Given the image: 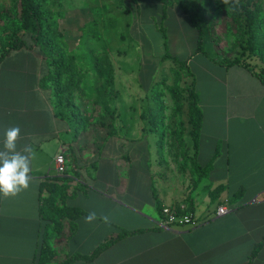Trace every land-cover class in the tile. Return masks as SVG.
<instances>
[{
  "label": "crops",
  "instance_id": "obj_1",
  "mask_svg": "<svg viewBox=\"0 0 264 264\" xmlns=\"http://www.w3.org/2000/svg\"><path fill=\"white\" fill-rule=\"evenodd\" d=\"M210 60L196 73L204 111L198 159L213 162L209 175L197 181L191 162L180 166L168 137L147 128L142 112L133 131L115 128L96 156L84 161L80 135L56 114L51 87L42 83L49 70L45 59L31 49L11 51L0 62V149L5 130L18 126L17 150L30 145L35 157L29 188L14 197L0 194V264H34L44 228L42 197L48 195L41 185L58 175L57 182L68 185L66 203L84 213L73 222L66 218L60 235L50 234L57 260L89 254L116 238L78 264H264V82L242 65ZM150 143L154 152L147 150ZM61 151L65 174L56 169ZM219 185L224 189L213 201L211 190ZM226 199L231 210L217 215ZM166 205L193 213L200 224L161 226ZM90 212L97 219L86 223Z\"/></svg>",
  "mask_w": 264,
  "mask_h": 264
},
{
  "label": "rangeland",
  "instance_id": "obj_2",
  "mask_svg": "<svg viewBox=\"0 0 264 264\" xmlns=\"http://www.w3.org/2000/svg\"><path fill=\"white\" fill-rule=\"evenodd\" d=\"M43 1L53 13L52 21L59 49L66 55H75L78 60L76 66L79 84L78 89L74 91V103L76 109L83 113L87 123L85 131L79 136L80 144L83 145L80 148V155H84L83 160H92L109 137L106 130L111 127L113 120L108 113L104 116L107 125L101 126L100 117L103 110L94 101L100 95L106 97L110 93L116 95V109L120 111V118L113 123L120 129L133 131L139 122L138 112H143L144 109L146 111L156 100L162 102L161 109L167 118L171 117L173 103L167 86L176 83L186 86L187 79L190 82V78L177 75L179 65L173 60L168 59L163 62L161 59L165 53L163 36L159 29L163 11L161 2L158 0ZM261 1L264 3V0ZM186 3L193 12L192 16L202 18L205 31L203 47L210 56L207 58L208 56L197 53L190 60L192 71L198 75L201 74L203 64L211 65L209 64L211 58L235 56L240 49L243 35L238 31L236 24H231L229 6L219 8L215 0H186ZM18 8V0H0V36L4 26L10 21L9 17L17 13ZM192 16L184 13L179 6H175L169 9L165 20L170 50L181 59L190 57L196 47L197 31ZM262 34L263 42L256 56L259 66L264 63V23ZM1 51L0 41V53ZM45 51L47 50L37 47V52L44 59L47 57L51 60ZM106 54L114 63L115 82L114 88L107 86L104 90L106 93L102 94L100 83L104 82V77H99L94 67L97 59L98 63L108 65L105 61L108 57ZM48 68L46 75L50 73V65ZM60 83L61 85L66 83L64 74H60ZM149 83L153 84L156 91L157 95L154 98L153 94H149ZM158 129L162 130V128ZM142 145L148 144L142 143ZM155 145L151 148L148 146L147 150L154 152ZM109 149L107 148L106 155Z\"/></svg>",
  "mask_w": 264,
  "mask_h": 264
},
{
  "label": "trees",
  "instance_id": "obj_3",
  "mask_svg": "<svg viewBox=\"0 0 264 264\" xmlns=\"http://www.w3.org/2000/svg\"><path fill=\"white\" fill-rule=\"evenodd\" d=\"M136 1V0H135ZM163 5L161 13V22L159 29L163 36V44L165 53L161 56L162 61L168 59L173 60L179 65L177 75H184L190 78L186 86L179 83L166 84L171 94L173 111L171 117L167 118L161 109L162 102L156 100L149 106V109L142 112L143 120L146 127L152 130L162 128L163 135L169 139L171 150L175 151L177 160H182L180 166L184 167V163L190 161L192 168L197 175V181L200 178L209 175L212 168L210 161L206 165L199 162L198 151L203 128L204 111L201 105V94L197 88V76L190 67V60L197 53H202L208 57V52L203 47L205 37L204 24L200 16H192L193 12L188 7L186 0H158ZM216 6L225 8L229 6L231 9V24L237 25V29L243 35L240 43V49L233 57L211 58L218 64L222 65H242L257 75L264 82V63L257 65L256 56L263 42L262 24L264 23V3L261 0H228L225 4L223 0H215ZM175 6L189 16H192L193 25L197 31L196 47L190 57L181 59L173 54L170 50L167 27L165 20L168 17L169 9ZM18 11L9 17V23L4 26L0 36L2 51L0 53V62L13 50L31 49L37 51V47L41 50H47L45 57L47 64L50 65V73L45 75L42 83L46 87H51L53 96L55 97L56 114L64 120L71 133L79 136L86 128V121L83 113L75 107L74 91L78 89L79 76L77 73V59L75 55H66L58 47V39L53 26V13L46 7L43 0H18ZM40 54V53H39ZM107 55V54H106ZM108 56V55H107ZM108 65L95 61V70L98 71L99 77H104V82L100 83L101 93L105 94V88L108 86L114 88L115 67L112 60L108 56L105 60ZM60 74H64L66 83L61 85ZM98 77V79H99ZM166 78V77H165ZM164 78V79H165ZM166 80V79H165ZM164 80V83L166 81ZM159 81V80H158ZM156 82V81H155ZM153 83V82H152ZM154 84V83H153ZM153 84L149 83L150 93L153 98L157 95L154 91ZM53 86V88H52ZM116 95L110 93L108 97L100 95L94 99L95 103L100 105L103 112L100 117V124L107 125L104 116L109 113L111 120L115 121L120 118V111H117ZM111 123V127L106 130L107 135H114V129L117 124ZM108 137V138H109ZM188 139L193 141L195 154H188ZM81 150V149H80ZM218 153V152H217ZM72 161L77 162L76 150L71 148ZM94 165V164H93ZM68 171V169H67ZM67 171L65 173H67ZM64 173V174H65ZM61 176L52 177L42 182L41 191H47L48 195L42 197L40 213L44 220V228L41 237L39 250L36 254L34 264H78L95 258L102 250L109 246L116 238L109 239L101 243L93 252L89 254H72L63 260L56 259V250L50 242V234L60 235L64 230V220L70 218L73 222L77 217L84 213V210L78 206H71L66 203L68 197V185H60L57 181ZM224 185H219L211 190L212 200L217 201L220 197ZM242 192V191H241ZM236 194V197L241 195ZM230 200V199H229ZM129 231H123L121 235L127 234ZM119 235V236H121ZM260 244L255 248L253 254Z\"/></svg>",
  "mask_w": 264,
  "mask_h": 264
},
{
  "label": "clouds",
  "instance_id": "obj_4",
  "mask_svg": "<svg viewBox=\"0 0 264 264\" xmlns=\"http://www.w3.org/2000/svg\"><path fill=\"white\" fill-rule=\"evenodd\" d=\"M223 2L227 4L228 0ZM20 133L18 126L9 127L4 132L3 149H0V194L4 198L14 197L27 190L32 180L31 165L35 153L30 145L17 150ZM96 219L95 212H90L84 217L86 223H92ZM103 220L108 222L107 217Z\"/></svg>",
  "mask_w": 264,
  "mask_h": 264
},
{
  "label": "built area",
  "instance_id": "obj_5",
  "mask_svg": "<svg viewBox=\"0 0 264 264\" xmlns=\"http://www.w3.org/2000/svg\"><path fill=\"white\" fill-rule=\"evenodd\" d=\"M56 169L59 174H64L67 169V158L64 152H59L56 157ZM232 208V204L229 199H226L216 209L217 215H224L228 213ZM200 220L193 213L185 212L180 208L173 206H164L162 208V219L160 221L161 226L169 227L170 225H198Z\"/></svg>",
  "mask_w": 264,
  "mask_h": 264
}]
</instances>
